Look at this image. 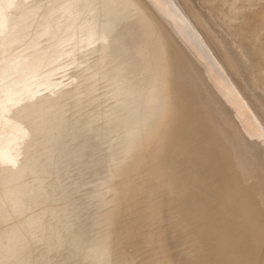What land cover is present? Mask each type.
I'll list each match as a JSON object with an SVG mask.
<instances>
[{
    "label": "rangeland",
    "instance_id": "374dc122",
    "mask_svg": "<svg viewBox=\"0 0 264 264\" xmlns=\"http://www.w3.org/2000/svg\"><path fill=\"white\" fill-rule=\"evenodd\" d=\"M171 1L188 22L186 32L175 26L172 35L195 63H190L194 69H203L206 86L214 88L218 97L212 93V105L220 106L221 112L228 110L244 141L252 146L257 142L254 151L264 153L263 141L245 134L207 74L222 75L229 82L233 95L247 104L251 121L264 135V104L257 100L264 99L259 58L251 51L241 52L221 19L202 8L200 0ZM27 2L42 7L55 2L56 7L49 18L40 9L17 20L24 21L23 29L6 28L5 33H11L10 48L0 46V68L12 60L22 69L26 65L32 69L31 74L15 73L18 98L4 119L12 135L7 159L0 164V175L9 177L0 186V210L4 209L0 232L12 233L3 241L0 260L7 264H175L180 259L179 264L183 260L191 264L186 232L175 230V222L168 220L163 196L148 187L156 174L145 172L134 152L164 104L167 87L159 82L156 63L163 45L161 25L172 26L170 16L150 11L151 19L139 0ZM218 3L223 13L228 9L234 14L230 26L242 16H264V0ZM155 17L163 22L160 31ZM187 32L197 34L206 46L210 63L190 46ZM229 46L236 54L229 52ZM212 62L219 73L208 68ZM174 75L172 81L178 82ZM152 203L159 205L155 219L148 213ZM178 239L176 246L188 242L184 253H189L191 262L183 258L184 248H176ZM177 251L182 257L175 259Z\"/></svg>",
    "mask_w": 264,
    "mask_h": 264
},
{
    "label": "bare ground",
    "instance_id": "6f19581e",
    "mask_svg": "<svg viewBox=\"0 0 264 264\" xmlns=\"http://www.w3.org/2000/svg\"><path fill=\"white\" fill-rule=\"evenodd\" d=\"M27 1L0 0V33H4L0 37V46L10 48L11 33L9 34V31L5 33V30L14 27L21 29V23L24 21L17 20L34 16L33 13L40 9L41 14L49 18L56 7L55 2L45 4L43 8L39 3L29 6ZM55 1L58 5L65 3L59 2L61 0ZM139 1L151 19H154L151 12L159 11L170 16L172 23L171 27L166 28L165 24L155 17V21L157 18L159 22L154 21V25L156 23L159 25L156 24L159 31L160 23L163 25H161L163 45L156 66L159 82L167 88L163 92L164 104L156 123L139 140L134 152L137 164L142 165L145 172L156 174L154 184L148 187L163 196L165 210H169L168 220L175 222V230L187 234L190 243L185 242L186 245L181 243L182 248V245L176 246L178 245L176 242L183 240L179 236L180 240L174 242L175 246L179 247L178 250H183L187 243L190 244L188 247L191 249L187 251L192 252L193 255L191 253L190 255L194 259L192 261L194 264H264V259L260 260L258 257L260 251H263L260 248L264 242V153L260 152L262 149L254 151L253 146L255 144L257 146V142L254 141L252 146L244 141L238 124L232 120L223 104L221 105L226 112H221L220 106L212 105L210 101L212 93L213 98L218 97L214 93V88L206 86L203 69L199 67L194 69L190 64L192 61L190 56L172 35L175 26L177 31L180 26L184 29L183 32H186L188 23L175 4L171 0H147L148 6H145V0L144 3L142 0ZM199 3L202 8H207L206 11L212 16L221 19L228 35L238 43L241 52L251 51L259 58L263 66L259 85L264 89V16L257 18L242 16L230 26V18L234 14L229 13L228 9L223 13V6H220L218 0H200ZM77 12L78 9L75 10V15ZM84 19L85 16L78 17L80 22ZM147 25L150 30L151 24ZM253 27L257 28L256 31ZM187 35L191 38L190 46L196 49L197 55L210 63L209 52L206 46L197 40V34L187 32ZM178 37L180 38L179 35ZM228 49L230 53L236 54L237 50L230 46ZM9 61V64L0 68V82L5 81L4 87L0 88V164H4V160L7 159L6 150L12 135V130L5 125L4 122L7 121L4 119L8 107L18 98L14 93L19 87L13 81L17 77L15 73L22 71L31 74L32 71L29 65L22 69L23 66ZM41 62L45 65L46 59ZM192 64L195 63L192 61ZM215 66L212 62L208 67L214 74L219 73L214 69ZM171 74H175L178 82L172 81ZM207 74L234 110V115L239 119L245 134L260 138L264 143L263 133L251 121V114L248 112L250 109L242 102L243 100L233 95L229 82L223 79L222 75L215 77L211 72ZM23 79L21 76V83ZM257 100L264 104V99L260 96ZM247 158L250 161H247ZM8 178L0 175V186ZM150 206L148 213L155 219L159 205L152 203ZM2 210L4 209L1 208L0 211ZM3 231L0 232V248L3 247V241L9 238V232L12 233L10 230ZM180 252L183 253V258L187 257L186 260L190 262L193 260L191 257L188 259L189 253L185 255L186 249ZM180 252L177 251L175 259L179 257ZM179 260L175 264H179L181 262ZM0 264H7V261L4 263L0 260Z\"/></svg>",
    "mask_w": 264,
    "mask_h": 264
}]
</instances>
